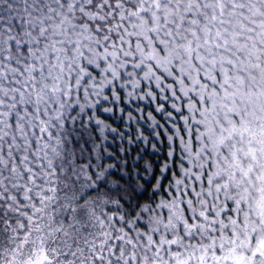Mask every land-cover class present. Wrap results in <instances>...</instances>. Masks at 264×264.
Listing matches in <instances>:
<instances>
[{
	"label": "snow or ice",
	"instance_id": "snow-or-ice-1",
	"mask_svg": "<svg viewBox=\"0 0 264 264\" xmlns=\"http://www.w3.org/2000/svg\"><path fill=\"white\" fill-rule=\"evenodd\" d=\"M0 264H264V0H0Z\"/></svg>",
	"mask_w": 264,
	"mask_h": 264
}]
</instances>
